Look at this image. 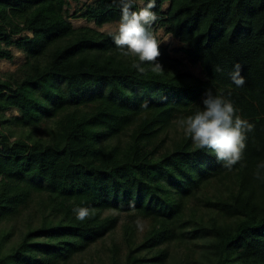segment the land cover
<instances>
[{
    "label": "trees",
    "instance_id": "obj_1",
    "mask_svg": "<svg viewBox=\"0 0 264 264\" xmlns=\"http://www.w3.org/2000/svg\"><path fill=\"white\" fill-rule=\"evenodd\" d=\"M71 1L0 0V60L26 56L0 77V264H264V0H156L151 31L204 80L161 45L163 70L139 73L109 33L69 22ZM120 15L94 0L74 17ZM208 90L254 125L231 170L184 132Z\"/></svg>",
    "mask_w": 264,
    "mask_h": 264
},
{
    "label": "clouds",
    "instance_id": "obj_2",
    "mask_svg": "<svg viewBox=\"0 0 264 264\" xmlns=\"http://www.w3.org/2000/svg\"><path fill=\"white\" fill-rule=\"evenodd\" d=\"M118 3L121 13L118 29L108 34L114 45L121 55L138 58L132 67L139 73L145 72L146 62L151 71H162L161 64L157 62L162 42L151 31V26L157 20V15L152 11L156 0H147L139 11L134 10L136 0H118ZM231 80L236 87L245 84L239 66L231 75ZM230 95V92L213 94L211 90L206 91L202 97L203 108L183 121L184 132L192 143L199 149L210 150L216 160L229 170L241 161L248 133L254 129L252 123L238 115L239 110ZM254 175L255 179L264 181V162L257 165ZM73 214L77 221L83 222L89 217L90 210L87 207H76ZM136 225L138 229L142 228L139 220Z\"/></svg>",
    "mask_w": 264,
    "mask_h": 264
},
{
    "label": "rangeland",
    "instance_id": "obj_3",
    "mask_svg": "<svg viewBox=\"0 0 264 264\" xmlns=\"http://www.w3.org/2000/svg\"><path fill=\"white\" fill-rule=\"evenodd\" d=\"M94 3V0H78L77 2L71 1L70 4L66 7L67 10V18L69 22L75 28L82 27H91L103 33H115L118 29V23H113L109 25H105L103 27L96 26L93 22H88L84 19L75 18L74 15L81 11L86 5H91ZM31 36V34H28ZM157 38L161 41V46H164L168 49L171 57L180 62L181 70L186 73H190L194 78L204 80L205 77L203 75L202 69L200 65H196L190 62L188 57L186 56L184 50L186 46L181 43L178 39L174 38L172 35L167 34L165 30L161 29L157 33ZM19 39V38H18ZM13 52V60H0V77L5 74L13 73L18 70V68L25 63L26 56L23 52L16 49L15 47L11 48ZM9 116H18L17 112H10ZM141 235L148 229L149 224L147 222L141 223ZM115 238L118 240L121 238V229L119 228L115 234ZM95 249L91 251L88 255V259L94 258Z\"/></svg>",
    "mask_w": 264,
    "mask_h": 264
}]
</instances>
